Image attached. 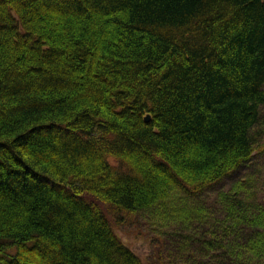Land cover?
Wrapping results in <instances>:
<instances>
[{
	"label": "trees",
	"instance_id": "1",
	"mask_svg": "<svg viewBox=\"0 0 264 264\" xmlns=\"http://www.w3.org/2000/svg\"><path fill=\"white\" fill-rule=\"evenodd\" d=\"M263 139L264 0H0V264H264L251 175L194 198Z\"/></svg>",
	"mask_w": 264,
	"mask_h": 264
},
{
	"label": "rangeland",
	"instance_id": "2",
	"mask_svg": "<svg viewBox=\"0 0 264 264\" xmlns=\"http://www.w3.org/2000/svg\"><path fill=\"white\" fill-rule=\"evenodd\" d=\"M263 146H258L254 151L253 156L242 163H240L236 168L223 175L220 179L208 185L204 189H202L199 193L194 195V198L204 200L207 202H213L216 198V195L221 190H226L230 187V185L237 179L243 178L244 176L251 175L255 179L257 191L256 195L260 199H264V139L261 141ZM111 161V160H110ZM113 162V161H111ZM174 197L181 203V199L179 198V193H174ZM169 206L175 207V209L179 206L176 203H169ZM103 210L106 212L107 217L110 219L112 227L117 234V236L132 250L138 253L144 260L151 259V254L153 255L155 251V247L150 242V238L154 236L156 233L153 229L156 227V222L152 218L154 216L148 212L140 215H132L129 218H125L124 222L118 223L108 208L102 206ZM164 210V211H168ZM170 215V213L165 212ZM172 219L174 216L171 215ZM177 220V219H174ZM15 250V247L7 248L5 252L7 255L12 253ZM6 255V256H7ZM9 256V255H8ZM165 261V257L162 258Z\"/></svg>",
	"mask_w": 264,
	"mask_h": 264
},
{
	"label": "water",
	"instance_id": "3",
	"mask_svg": "<svg viewBox=\"0 0 264 264\" xmlns=\"http://www.w3.org/2000/svg\"><path fill=\"white\" fill-rule=\"evenodd\" d=\"M145 118L148 119L149 118V115H147Z\"/></svg>",
	"mask_w": 264,
	"mask_h": 264
}]
</instances>
